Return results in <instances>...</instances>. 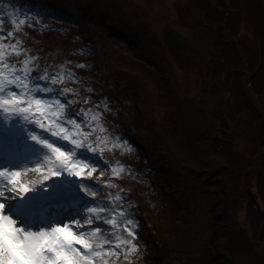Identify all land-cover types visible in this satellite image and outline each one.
<instances>
[{
	"label": "trees",
	"instance_id": "obj_1",
	"mask_svg": "<svg viewBox=\"0 0 264 264\" xmlns=\"http://www.w3.org/2000/svg\"><path fill=\"white\" fill-rule=\"evenodd\" d=\"M171 1L180 28L157 0H0V64L57 88L83 146L126 135L143 264H264V0Z\"/></svg>",
	"mask_w": 264,
	"mask_h": 264
},
{
	"label": "snow or ice",
	"instance_id": "obj_2",
	"mask_svg": "<svg viewBox=\"0 0 264 264\" xmlns=\"http://www.w3.org/2000/svg\"><path fill=\"white\" fill-rule=\"evenodd\" d=\"M36 17H42L40 10L33 12ZM35 23V20L32 21ZM23 75H16L15 69H11L9 75L11 79L0 78V111L13 115L21 116L25 121L32 122L39 128L44 129L47 125L43 122L46 118L49 120L59 116L67 101L55 100L58 111L51 116L45 110L51 104L50 100L36 98V96H28L27 100L22 97L28 93L29 68L28 61L24 62ZM44 81L49 80L48 76L42 78ZM56 80L52 79V83ZM21 90V91H17ZM35 94L51 93L53 89L45 84L43 87L39 83L31 89ZM67 125L74 126L79 132L81 124L77 120L69 117L67 121H58L54 128H48L52 132L53 137H60L61 142L57 143L55 139H50L46 135H37L35 132L29 133L31 139L42 145L45 150H51L55 160L59 162V166L51 168L45 179L53 176H59L66 171L69 176L81 177L84 175V169L89 167L85 161L88 160L86 153L76 155V149L64 147L63 141H71L72 145L81 147V140L73 138L72 129L65 127ZM91 131L85 132L84 135H91ZM92 151L96 149L89 144ZM48 159H52L51 155L45 152ZM95 170V165H92ZM107 167V166H105ZM37 171L40 168L37 167ZM115 172V170H113ZM23 170L19 167L0 168V264H97L96 257H102L104 249L97 242L103 240L104 243H111L99 234L102 229L97 225L91 231L80 230L81 222L75 219V216L69 219L74 221L76 229L69 224H65L63 220L55 223H46L43 216L36 217L38 210H33L27 206V198L30 193L37 191L28 184L21 183ZM78 187H83L85 192L96 196L97 192L92 189L84 181ZM12 193L15 195H8ZM23 196L24 199H20ZM7 200H17L16 204H6ZM101 208H89V212L95 213V216H85L83 220L88 225L95 223L100 219L99 213ZM116 212V209H112ZM123 215V213H119ZM38 221L34 228L33 221ZM25 221L28 223L26 224ZM107 223L116 225L114 218H107ZM138 221L128 220L130 235H138L135 225ZM129 243V241H123ZM95 245V246H94ZM111 251V250H109Z\"/></svg>",
	"mask_w": 264,
	"mask_h": 264
},
{
	"label": "rangeland",
	"instance_id": "obj_3",
	"mask_svg": "<svg viewBox=\"0 0 264 264\" xmlns=\"http://www.w3.org/2000/svg\"><path fill=\"white\" fill-rule=\"evenodd\" d=\"M157 2L159 10L161 12H164L167 18L162 15L161 19L154 22L153 27L160 28L167 20H169L172 28H180V26L171 22L174 21L175 17H179L178 9H176L172 5V1L157 0ZM163 5H166V9L164 7L162 8ZM44 14L48 18L51 17L55 22L70 24V16L60 10H47L44 12ZM52 27L54 26H50V28ZM76 51H79V49H76ZM82 55L85 56L84 53H82ZM13 68L16 70V75H23V71H20L17 67L9 65L3 67V65L0 64V78L11 79L12 76L9 75V73ZM38 83L41 85V87L47 84L53 89V91L51 93L35 94L31 91V89H33L37 83L30 85L28 81V93L22 98L24 100H27L28 96H36V98L50 100L52 103L49 104L45 110L47 111L48 115L51 116L53 113L58 111V106L55 104V100H57L55 96L58 95V93L60 94L61 92L54 86H51L50 83L48 84V82H44V84L40 82ZM87 88H89L88 90L91 93L94 92V89H92L91 87L88 86ZM197 91L198 87L191 86V95H193V93ZM182 93L183 89H181L179 93L181 101H183ZM53 94L54 97H52ZM157 116L160 117L161 114H158ZM58 121H62L60 115L56 116L53 120H49L46 118L43 122L47 125V127L41 129L38 125L35 124V121L28 122L19 115H13L0 111V140L4 143L11 142V145L5 148L4 151L13 156H22L21 163L14 166L19 167L23 170L21 183L28 184L31 188L36 190H39L41 188H45L46 190L49 189L48 191H50L52 195L49 194L44 198L49 201V204H52L56 201H60L61 198L68 196L67 194L71 191L69 189L64 192L61 186H63V188L65 186L72 188V186L76 184L80 185L81 181H84L97 192V195H91L90 197L83 195L82 198L78 201V204H76L75 200L72 199V197H69L70 200L68 202H71L73 200L72 202L74 203V206H71V203H69V205H65L68 206L67 210L59 212L60 215L63 214L64 223L69 224L74 229L80 227L77 226L74 221L69 219L70 217L75 216V219L81 222L82 227H80V230L91 231L97 225L101 227L102 231L99 235L101 237H104L106 240L111 241V243H104L103 240L97 242V244L102 245L104 249L103 256L95 258L97 264H143V261H141L140 259L142 246H140L139 238L137 235H130L129 227L131 226L127 225L128 220L134 221V218L137 215V207L131 206L127 209L122 208V199L120 196L121 193L118 190L120 186H117L115 182L125 174L126 166L122 162L125 154L128 153L132 156V158H137L136 155L132 153L133 150H131L134 147L129 142L126 143V135L119 136L118 133H114L113 135L119 136L118 141L111 140L114 139L113 135H109V138H107L105 136L106 129L103 128L101 129V133H104L103 139L100 141L98 140V145L95 147L97 152L92 151V149H87L82 144L81 147H77L76 145H72L71 141H63L64 147L66 149L68 147L76 149L77 156H79L80 153H86L89 158L87 161H85V163H87L89 167L84 169V175L81 177L69 176L67 172L64 171L59 176H53L50 179L46 180L45 176L48 174V171L51 168L59 166V162L55 160V156L51 153V150H45L42 145H39L36 141H33L29 133L35 132L37 135H46L50 139H55L57 143H60L61 138L53 137L52 132L48 131V128H54L55 124ZM136 122L137 119H135L134 121L130 120L129 129L131 131L136 126ZM65 127H69V125L65 123ZM121 130L124 131L122 128ZM73 132L74 131H72V133ZM24 144H27L28 146L26 148H23ZM13 148L15 149V152L10 150ZM45 152H47L48 155L52 156L51 160L47 158ZM105 154L108 156V158H111V163L107 161V159H104ZM93 164L95 165V170H93ZM37 167L40 168V171L36 170ZM113 170H115V172ZM60 190H62L61 194L58 193ZM53 191L55 192L52 193ZM35 192L30 194L33 195V197H36ZM22 197L23 196H21L20 199ZM45 199L38 201L42 204L46 202ZM16 203L17 200L6 201V204ZM90 207L102 209V211L99 213V216L101 218L97 219L92 225L86 224V222L83 220V217L85 216L96 215L95 213L89 212ZM112 209H116L117 211L113 212ZM119 213H123V215H120ZM109 217L116 220V225L107 223V218ZM239 219L241 222V226L246 229V217L243 213L240 214ZM123 241H129V243H124Z\"/></svg>",
	"mask_w": 264,
	"mask_h": 264
},
{
	"label": "bare ground",
	"instance_id": "obj_4",
	"mask_svg": "<svg viewBox=\"0 0 264 264\" xmlns=\"http://www.w3.org/2000/svg\"><path fill=\"white\" fill-rule=\"evenodd\" d=\"M4 146H6V143H4ZM28 145L27 144H24L23 145V148H26ZM8 164V163H7ZM4 167V166H3ZM79 185L78 184H76V185H74V186H72V188H70V187H64L63 188V186H61V188H62V190L64 191V192H66L67 190H71L67 195V197H72V199H74L75 200V202H76V204H78L79 202V200L82 198V196L84 195V196H88V197H90L91 195H89L90 193L89 192H85L84 191V188L83 187H78ZM49 190V189H48ZM48 190H46L45 188H41V189H39V190H37L36 192H35V194H36V197H37V199L38 200H42V199H45L44 197H46L47 195H52L51 194V192L50 191H48ZM62 190H60L58 193H62ZM55 191H53L52 193H54ZM6 194H8V195H14V194H12V193H7V190H6ZM38 195V196H37ZM23 198V197H22ZM51 198V197H50ZM22 200V199H21ZM45 201L46 202H48V200H46L45 199ZM73 201V200H72ZM65 202H67V200L65 201ZM46 204V203H45ZM72 204L74 205V203L72 202ZM62 206H64V203L62 204Z\"/></svg>",
	"mask_w": 264,
	"mask_h": 264
}]
</instances>
